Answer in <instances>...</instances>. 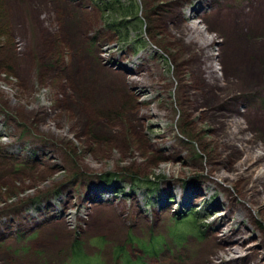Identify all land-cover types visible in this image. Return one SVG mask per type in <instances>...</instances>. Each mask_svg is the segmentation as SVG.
Returning a JSON list of instances; mask_svg holds the SVG:
<instances>
[{
  "label": "rangeland",
  "instance_id": "374dc122",
  "mask_svg": "<svg viewBox=\"0 0 264 264\" xmlns=\"http://www.w3.org/2000/svg\"><path fill=\"white\" fill-rule=\"evenodd\" d=\"M104 1L0 0V264H67L75 239L85 264H192L221 200L264 229V178L248 165L264 149V15L219 32L210 59L156 17L162 0ZM232 1L253 15L254 0ZM146 67L162 87L119 78ZM163 131L174 148L157 145ZM212 170L218 187L185 202Z\"/></svg>",
  "mask_w": 264,
  "mask_h": 264
},
{
  "label": "bare ground",
  "instance_id": "6f19581e",
  "mask_svg": "<svg viewBox=\"0 0 264 264\" xmlns=\"http://www.w3.org/2000/svg\"><path fill=\"white\" fill-rule=\"evenodd\" d=\"M216 1H219V9L215 14L211 15L208 21H206L205 16L212 12L214 5L217 3ZM161 2L163 5L161 4L162 7L157 13H155L156 17H159L164 21L166 19L169 22H174L176 25L187 30L188 32L186 35L191 36V40L197 38L194 40L195 43L209 51L208 54H206V52L205 54L210 59L214 57L210 44L219 32L232 34L234 33L233 26L238 25L239 22H245V24L253 22L256 26H261L263 20L261 17L264 15V0H254L255 7L252 9L253 15L249 16L243 10L237 11L232 0H162ZM191 2H195V4L198 5V8H192L191 12L186 13L185 8L190 5ZM259 6V10H256V7L258 8ZM231 55L233 59H236L235 54ZM228 59L231 58L228 56ZM208 61L209 64L205 67L206 71L210 77L217 79L218 75L216 74L215 68L211 61ZM142 70H145L144 74H142ZM130 71L131 74L133 72L137 77L123 74V77L119 78L131 84H146L149 80H153L154 85H151V87L160 88L163 86V83H161L160 79L157 77L158 73L156 68H134L133 70L130 69ZM154 78L157 79V81H155ZM243 78L245 80L249 79L247 76H244ZM243 83L245 82L243 81ZM102 91L104 90L102 89ZM149 92V88H144V90L139 93L144 94ZM251 118L253 121L256 119V121L260 123V117L252 116ZM159 135V137H162L161 140L159 139V142L155 140L159 147L167 145L174 148V143L166 140V134L164 131L163 134L160 133ZM51 145L52 144H40L39 146L44 148L43 154H49L50 156L53 154L51 152L52 149L56 148ZM254 155L255 156H252L254 159L248 160V165L256 164V169H258L257 174L264 178V149L261 148L260 151ZM211 175H213L212 178L210 177ZM207 176L210 180H206L203 186H199L193 190L185 202L198 204L200 200H203L202 196L204 195L207 186L212 183L216 188L219 184L214 179H223L222 176L215 175L213 170L211 173L207 172ZM165 188L169 189V191L166 192H170L169 195L175 197V201L177 202L181 194H179V196L178 194H173L170 185H165ZM89 198L93 199L94 195L89 196ZM136 200L135 195L133 202L129 203L130 207L134 201L136 202ZM120 202L123 206L127 205L125 201ZM135 206L139 212H142L138 207V203H136ZM217 206H220L221 210L219 211L218 216L214 218L216 221V231L211 233L212 242L198 252L192 264H205V262L212 264H264V229L261 233L257 234V232L253 230V227H250L247 221H244L247 217V213L245 206L241 204H230L221 200L218 202ZM132 207H134V205ZM171 207L172 205L164 203L161 209L155 213V219H160L164 213L166 214L171 209ZM99 222L100 221L97 220L95 224ZM251 237L254 238V241L248 242Z\"/></svg>",
  "mask_w": 264,
  "mask_h": 264
},
{
  "label": "trees",
  "instance_id": "16d2710c",
  "mask_svg": "<svg viewBox=\"0 0 264 264\" xmlns=\"http://www.w3.org/2000/svg\"><path fill=\"white\" fill-rule=\"evenodd\" d=\"M102 5L106 10H113V9H119L122 4L120 3L119 0H106L102 3ZM126 12L127 13L124 15H127V16L131 15V13L129 11H126ZM79 244L80 243L77 239H75L73 241V243H72V248H73L72 257H70V260L67 264H85L86 263V261H85L86 256H84L80 250H77V249H80ZM126 263L131 264L127 260H126Z\"/></svg>",
  "mask_w": 264,
  "mask_h": 264
}]
</instances>
